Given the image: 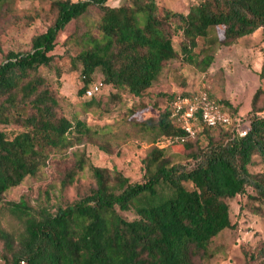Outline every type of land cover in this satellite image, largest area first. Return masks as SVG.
Segmentation results:
<instances>
[{"label": "trees", "instance_id": "obj_1", "mask_svg": "<svg viewBox=\"0 0 264 264\" xmlns=\"http://www.w3.org/2000/svg\"><path fill=\"white\" fill-rule=\"evenodd\" d=\"M7 1L0 0V8ZM50 6L54 18L31 37L30 48L8 50L0 62V124L22 127L10 137L0 130V209L21 223L15 235L0 229V264H195L194 257L213 254L208 248L213 237L233 227L228 199L250 189L246 196L256 203L253 211L264 217V170H249L254 157L264 165V113L255 108L261 87L249 116L228 110L231 124L201 125L179 143L184 160L170 157L168 145H158L181 133L169 117L173 94L156 117L131 121L150 142L140 181H130L115 167L94 165L76 147L68 152L73 162L61 188L83 171L91 183L78 187L72 199L51 206H33L24 197L2 202L9 188L48 163V150H68L91 133L83 120L58 113L56 91L39 73L54 61L58 33L90 7L99 12L95 31L71 36L77 51L70 61L80 67L79 95L95 83L109 87L107 112L123 90L140 98L168 61L179 59L203 72L215 46L264 30V0H197L186 12L156 0H125L117 6L107 0H51ZM262 56L261 79L264 36ZM99 91L87 96V104ZM122 211L134 216L128 219ZM244 257V264H264V244L244 250Z\"/></svg>", "mask_w": 264, "mask_h": 264}, {"label": "rangeland", "instance_id": "obj_2", "mask_svg": "<svg viewBox=\"0 0 264 264\" xmlns=\"http://www.w3.org/2000/svg\"><path fill=\"white\" fill-rule=\"evenodd\" d=\"M123 1L107 0V3L117 6ZM156 1L164 7L186 12L197 0ZM50 3L51 0H9L1 6L0 62L8 50L25 51L30 48L31 37L43 31L54 18L55 12ZM98 15L97 8L90 7L84 15L66 24L56 37V46L52 51L54 61L50 66L39 68V73L56 91L58 113L71 120H83L91 133L79 145L68 150H48V163L35 175L26 176L21 183L9 188L3 194L2 202L24 197L33 206H51L65 198L72 199L78 187L91 183L89 174L83 171L71 186L61 188L60 180L73 162V156L68 152L76 147L83 149L94 165L115 167L130 181H140L142 158L150 149V142L131 121L156 117L166 105L169 94L206 91L223 102L230 112L247 117L252 109V97L261 87L255 108L264 113V78L261 79L258 74L263 60L264 30L261 27L229 45L215 46L213 61L203 72L179 59H172L140 98L123 90L121 98L109 104L107 112L104 106L108 103L109 87L106 86L93 97L92 104H87L89 98L77 93L80 67L70 61V56L77 51L70 38L87 28L95 31L94 22ZM99 77L96 75L95 79ZM21 129L15 123L0 124V130L9 137ZM184 152L179 143L169 144L166 148V153L173 159L184 160ZM249 170L261 172L264 165L258 157H254ZM248 192L251 190L228 199L233 227L225 228L213 237L208 247L213 254L208 258L194 257L195 264H244V250L257 251L264 244V217L253 211L256 203L246 196ZM121 214L128 219L134 216L131 211H122ZM0 229L15 235L21 230V223L1 208ZM3 252L4 244L0 237V263L3 262Z\"/></svg>", "mask_w": 264, "mask_h": 264}, {"label": "built area", "instance_id": "obj_3", "mask_svg": "<svg viewBox=\"0 0 264 264\" xmlns=\"http://www.w3.org/2000/svg\"><path fill=\"white\" fill-rule=\"evenodd\" d=\"M99 89V84L95 83L86 88L84 94L91 96ZM169 107V117L172 123L181 130V133L162 139L158 143L159 146L182 143L186 137L194 136L201 125L227 126L232 121L226 107L202 90L174 94ZM239 132L245 134L242 127L239 128Z\"/></svg>", "mask_w": 264, "mask_h": 264}]
</instances>
